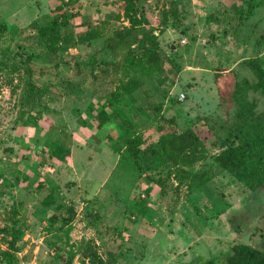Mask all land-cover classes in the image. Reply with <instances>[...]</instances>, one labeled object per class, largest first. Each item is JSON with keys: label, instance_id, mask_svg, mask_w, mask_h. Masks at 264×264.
Returning a JSON list of instances; mask_svg holds the SVG:
<instances>
[{"label": "rangeland", "instance_id": "374dc122", "mask_svg": "<svg viewBox=\"0 0 264 264\" xmlns=\"http://www.w3.org/2000/svg\"><path fill=\"white\" fill-rule=\"evenodd\" d=\"M135 1L128 15L138 22L125 36L133 43L125 49L115 40L88 43L81 36L103 20L110 22L109 35L130 27L125 0H0V155L11 156L0 166L5 168L0 251L12 248L14 264H225L235 243L264 251V186L250 190L214 160L237 124L239 84L257 81L248 60L260 56L264 64V0ZM63 3L68 19L62 32L69 46L52 54L37 32ZM150 37L160 43L157 63L143 57ZM29 54L35 58L27 64ZM30 66L43 89L37 99L45 128L39 136L71 151L82 143L97 150L108 146L112 154L106 149L102 159H93L89 152L73 153L65 161L77 169L53 160L50 170H39L43 145L36 129L19 120L33 113L23 101ZM122 81L136 85L119 103L130 121L120 122L123 132L145 130L157 104L182 128L209 117L217 135L208 142L205 159L178 168L144 163L140 172L120 136L110 140L80 126L79 112L90 102L99 106ZM244 86V98L263 111L264 93ZM29 150L41 157L21 168L34 176L14 165ZM54 185L64 205L62 219L73 224L65 234L46 237L42 232L63 225L39 220L47 212L41 201ZM139 198L147 207L144 214L135 205ZM52 208L45 219L59 212Z\"/></svg>", "mask_w": 264, "mask_h": 264}, {"label": "trees", "instance_id": "16d2710c", "mask_svg": "<svg viewBox=\"0 0 264 264\" xmlns=\"http://www.w3.org/2000/svg\"><path fill=\"white\" fill-rule=\"evenodd\" d=\"M73 1L66 0L69 4H72ZM125 2V13L128 15L130 10L135 8L136 1L125 0ZM64 6V3L57 5L53 12L56 14L45 25L38 28L37 37L41 44L52 54H56L60 50H67L69 46L64 41L66 36L62 32V26L67 23L68 19ZM123 17L126 19L124 14ZM123 17L118 15L117 20H122ZM128 18L131 24L129 25L130 27H125L127 28L125 31L112 29V33L109 35L108 30L111 29L110 22L109 20H103L89 27L81 36L88 43L91 40L100 38H106L108 41L115 40L118 44H121L122 48L129 49L133 43L131 40L126 39L125 36L132 34L137 26L135 25V21L138 22V19L135 17L134 20L129 15ZM158 50H160V43L153 37H150L148 45L144 47L143 57L150 63H157L161 57L158 54ZM34 58L35 55L29 54L25 62L27 64L31 63ZM2 62L3 64H7L6 61ZM247 63L256 75L257 81L254 84H250L248 80H245V84L250 85L254 90L264 93V64L261 57L256 56L251 58ZM28 69L31 81L28 87L25 88L23 101L25 104H31L28 111L33 113L30 115L27 113L25 116L22 115L21 119H19L22 120L20 123L23 126L34 127L36 129L35 138L36 141L43 145V155L48 150V157L64 162L71 155V149L65 143L63 144L59 141H52L39 136L45 128L44 123L40 122L42 120V109L44 108H41L42 105H39L41 98L37 99L43 92V89L34 81L35 77L31 66ZM244 85L239 84L237 90L238 99L241 100L237 124L230 129L223 150L214 157V160L219 167L231 173L247 188L256 191L264 186V110L261 112L255 111V103H250L244 98V94H246ZM134 88H136V85L122 81L102 103L98 102L99 106L94 102H90L84 110L79 112L78 122L80 126H83L89 132L91 131V135L97 134L99 137L105 135L110 140L116 136L115 139L118 141L117 137L120 136L134 162L135 168L140 172L146 170L144 163L150 164L151 167L166 165L178 168L193 165L195 162L205 159L208 142L217 135V129L209 117H200L199 122L197 121L187 128H182L175 116L164 115L161 111V105L157 104L155 107V120L145 130L136 134H130L129 130L123 132L120 124L128 125L130 121L126 117L125 112L120 108L119 103L123 101L127 93L133 92ZM108 106L113 107L112 112L108 111ZM105 131H107L106 134L103 133ZM4 153L3 155L10 159L11 156ZM48 157H45L41 163L47 162L46 159ZM1 160L2 158H0V166L2 165ZM4 173L5 168H0L1 181L4 180ZM206 173L204 171L202 176L205 177ZM57 189V185L51 187L49 193L41 201L44 208L55 205L59 210V212L56 211L53 215H50L51 224L59 222L63 217L60 210L64 209V205L58 203L56 199ZM151 191L152 187H148L147 193L150 194ZM140 199L135 201V205L140 210V213L144 214L147 207ZM70 212L72 214V209H70ZM69 222L70 220H65L63 224L65 225ZM0 232H2L1 229ZM10 242L13 245L14 240ZM4 260H7L8 264L16 262L15 251L12 248L0 251V264ZM225 264H264V251L248 243H235Z\"/></svg>", "mask_w": 264, "mask_h": 264}, {"label": "crops", "instance_id": "0c3cea01", "mask_svg": "<svg viewBox=\"0 0 264 264\" xmlns=\"http://www.w3.org/2000/svg\"><path fill=\"white\" fill-rule=\"evenodd\" d=\"M125 23V22H124ZM25 128H27V127H29V126H24ZM66 142H68L67 140H66ZM80 146H78V147H74L73 149H72V151H71V154H77V153H79V152H89L90 154H91V156H93V159H94V156L95 157H97V159L99 158V156H100V158L102 159V156L104 157V153H107V151L110 153V154H112L113 153V151H112V149L110 148V147H104V148H101V149H95V148H93V147H90V146H88V145H86V147H82L84 144H79ZM106 149H107V151H106ZM17 153H18V151H16ZM15 152V155L17 154ZM39 152H41V156H39L38 154H40V153H36V152H34L33 150L31 151V150H29V151H27L26 152V154L22 157H18L17 158V160H16V163L14 164L15 165V169H17V170H22V171H24L26 174L28 173V174H32L31 176H34L33 175V173H34V171H31V169H22L21 167L22 166H24L25 167V165H27V162H32L33 160H37V158L38 157H41L42 158V160H44L45 159V157H48L47 156V154H45V155H43V153H42V151H39ZM109 156V155H108ZM16 157H17V155H16ZM41 160V161H42ZM51 160V161H50ZM56 161L57 162V160L56 159H51L50 157H48L47 159H46V161L47 162H45L44 164H40V166L38 167L39 168V170H42V169H46V170H50V168H51V164H53L52 163V161ZM67 161V160H66ZM66 161H64V163H65V165L66 166H69V168L71 167V168H74V169H77V166L75 165V164H73V165H71L69 162H66ZM99 163L102 165V164H105V161H104V159L103 160H101V162L99 161ZM32 164V163H31ZM92 164L94 165V163L92 162ZM33 165V164H32ZM96 165V164H95ZM73 166V167H72ZM37 168V169H38ZM35 174V173H34ZM17 175H19V172H17ZM86 175V174H85ZM41 180H43V177H42V179ZM33 189H34V191H36V190H38L36 187H32V191H33ZM43 207V206H42ZM44 208V207H43ZM47 212H46V215L44 216V219H42V218H39L38 216H35V217H38L39 218V220L41 219V221L44 223V224H50L51 225V222H50V220L49 219H45V217L47 216V214L49 213V211H51V210H53V208H52V206L51 207H49V208H44ZM62 221V218L59 220V222H61ZM71 224H73V221L72 220H70V222L69 223H67V224H60L59 225V227H58V229H56V230H52V231H48L49 233H46V232H42L43 234H45V235H43V236H46V237H54V236H59L60 234H65L69 229H70V226H71ZM49 225V226H50ZM56 225H58V222L57 223H55V224H53V226H56ZM61 228V229H60ZM30 231V230H29ZM29 231H27V233H29ZM29 234H25V236H28ZM43 239V238H42ZM40 246H38V248H39Z\"/></svg>", "mask_w": 264, "mask_h": 264}, {"label": "built area", "instance_id": "2783aa9c", "mask_svg": "<svg viewBox=\"0 0 264 264\" xmlns=\"http://www.w3.org/2000/svg\"><path fill=\"white\" fill-rule=\"evenodd\" d=\"M182 42L185 43L186 39H183ZM185 98H186V95L184 93H181L180 94V99L184 100ZM0 158H2V161L7 160V157H5V155H0ZM143 196H145V195H143Z\"/></svg>", "mask_w": 264, "mask_h": 264}]
</instances>
